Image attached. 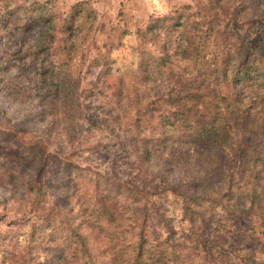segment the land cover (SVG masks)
<instances>
[{"label": "clouds", "instance_id": "obj_1", "mask_svg": "<svg viewBox=\"0 0 264 264\" xmlns=\"http://www.w3.org/2000/svg\"><path fill=\"white\" fill-rule=\"evenodd\" d=\"M247 3L255 10L257 18L264 17V0H247ZM211 8L212 0H0V16L12 13L5 17L7 27L0 22V128L18 133L16 138L26 149L19 151L15 160L0 156V264H124L128 248L135 246L132 227L135 218L126 210L131 202L121 198L104 210L97 209L87 183L92 173L84 164L92 153L81 151L76 157L69 156L65 135L68 123L79 130V142L99 152H104L106 146L112 152H122L121 144L125 147L142 145L143 150L139 152L128 148L121 171L131 170L128 165L137 164V157H142L139 175L146 185L161 184L170 191L194 197L209 186L215 189L209 193L212 196L226 190L222 178L227 169L217 170L215 157L220 155L228 161L230 152L220 149L208 152V142L194 145L178 126L154 128L141 121L139 130L131 129L135 111L129 105L133 87L143 93L160 84L159 65L166 54L179 63L178 47L190 48L196 41L201 44V55L208 58L203 62L211 61L215 50L197 41L193 32L197 26L206 31L203 25L208 23ZM69 16L75 33L71 37L65 24ZM101 24L115 28V33L109 32V35L113 41L123 44L119 53L113 50L111 60L115 63L109 65L112 79L122 78L127 85L119 100L107 88L105 97L85 100L80 94L82 84L76 79L79 75L80 81H84L80 52L88 48L85 40L90 43L93 36H99L97 28ZM175 24H183V27L174 28ZM149 26L151 31H148ZM125 28L129 34L121 36ZM104 39L100 37L98 42ZM184 63L190 65L191 61ZM101 70L97 68L94 72ZM141 77L143 86L138 83ZM231 79L229 71V85ZM222 81L221 77L209 83L222 94L226 91ZM237 88L242 103L234 106L236 111H250L255 116L260 100L264 99V87L249 83ZM108 110H112L111 117L106 115ZM66 113L71 116L70 121ZM117 115L119 124L113 123ZM83 117L97 120V128L89 130ZM53 119L57 128L51 126ZM196 121L197 114L193 110L188 122L195 127ZM45 144L50 147L41 154V146ZM113 144L117 147L112 148ZM195 147L208 155H197ZM58 151H63L73 163L66 169H57L61 175L52 181L59 189L56 196L30 191L29 188L35 186L40 162L51 160ZM75 165L80 166L78 172ZM101 191H104L103 185ZM232 192L240 199L242 218L264 208V181L257 188L255 202L247 199L250 190L246 187L240 186L239 190L234 187ZM54 199L59 207L54 206ZM85 210L96 217V223L87 228L82 225ZM106 214H115L116 223L127 230L115 232L111 247L103 243L105 235L114 227L105 221ZM252 220L256 222L254 215ZM50 237L56 245L66 249L63 258L53 260L55 253L46 250L55 247ZM165 240L161 235L162 248H167ZM244 240L259 247L248 237ZM153 248L152 241H148L145 255ZM114 253L118 254L116 260ZM177 255V264H213L215 260L210 252L206 255L203 250L194 248ZM163 264H171L168 256L163 257ZM223 264H233L228 253L224 255Z\"/></svg>", "mask_w": 264, "mask_h": 264}, {"label": "trees", "instance_id": "obj_2", "mask_svg": "<svg viewBox=\"0 0 264 264\" xmlns=\"http://www.w3.org/2000/svg\"><path fill=\"white\" fill-rule=\"evenodd\" d=\"M71 19L69 16L65 22L69 37L75 34L69 23ZM173 27L182 28L183 24H175ZM203 28L206 31L197 26L193 28V32L197 41L215 50L211 61L203 62L208 58L201 55V44L196 41L191 43L190 48L178 47L176 57L179 63L166 54L159 65V74L161 80L162 75H166L168 90L158 93L155 99L144 102L138 98L139 90L134 88L138 100L132 103L129 101L135 111L132 129L139 130L141 121L154 128H163L165 125L178 126L194 145L208 142V152H216L217 149L230 152L228 161L220 155L215 157V168L227 169L222 178L226 190L222 194L212 196L209 193L215 189L209 186L203 189L200 196L194 197L175 190L170 191L161 187V184L146 185L140 180L139 167L142 157L139 156L137 164L128 165L131 170L121 171L120 168L105 173L90 172L92 176L87 183L95 197L97 209L104 210L112 201L121 198L131 202L126 210L135 218L132 227L136 243L128 248L124 264H163L164 256L170 258L171 264H177V253L188 252L190 248L203 250L206 255L210 252L215 257L213 264H221L225 253L234 251L232 247H228L232 240L236 246H241L237 247L239 250L249 247L244 237L257 242L259 247L254 248H259V251L264 253V208L242 218L239 212L240 199L232 192L234 187L238 190L240 186L246 187L250 190L247 199L255 202L258 199L257 188L261 187L264 181V99L260 100L255 116L250 111L238 112L234 107L242 103L238 85L251 83L264 87V17L257 18L255 10L248 6L247 0L244 6L238 7L233 6L231 0H227V3L225 0H212L208 23L203 25ZM148 31H151V26ZM35 55L38 57L39 53ZM185 61H191V64H185ZM229 71L232 74L231 85L228 83ZM221 77L226 89L222 94L209 83L210 80L218 81ZM141 81L144 82L142 77ZM216 87L219 88V83ZM125 90L124 84L119 82L114 87V96L119 100ZM116 106L118 107L119 103ZM193 110L197 114L195 127L188 122ZM0 130V134L6 136L5 138L18 136L12 129ZM18 144V150H9L4 156L15 160L19 151L26 150L24 145ZM48 148L49 145H42L41 154L47 152ZM126 148H131L133 152L143 150L142 145L133 147L129 144ZM193 150L197 155H208V152H200L198 147ZM49 164L48 159L40 162L35 186L29 190L55 197L59 189L52 183L53 179L51 193L47 191ZM68 165V161L60 163L53 169L54 176L51 178L59 177L61 172L57 169H66ZM52 168L51 166V170ZM75 169L78 172L80 168ZM101 185L104 186V191H101ZM164 193H171L181 199L183 216L190 225L188 231L182 235H177L165 212L160 210L154 199ZM53 204L59 207L55 199ZM154 215L157 223L167 229L166 234L155 230L156 234L149 232ZM253 215L256 222L252 220ZM105 221L114 226L103 241L107 247H111L112 236L121 231L123 225L116 223L115 214H106ZM95 223L96 217L85 210L82 225L87 228ZM161 235L166 237L164 243L167 248L160 245ZM148 241H152L154 248L145 255V244ZM51 243L55 245L50 249L51 253H55L52 259L63 258L66 249L56 245L52 238ZM117 257L118 254L114 253V260Z\"/></svg>", "mask_w": 264, "mask_h": 264}, {"label": "rangeland", "instance_id": "obj_3", "mask_svg": "<svg viewBox=\"0 0 264 264\" xmlns=\"http://www.w3.org/2000/svg\"><path fill=\"white\" fill-rule=\"evenodd\" d=\"M245 1L246 0H231V3L233 6L238 7L240 5L244 6ZM11 15L12 13H5L4 16H0V22H2L5 27H7L8 25V20L5 17ZM119 15H123V13H120ZM97 31L99 32V36H93L90 43L85 40V43L88 44V48L87 50L80 52V70L82 71L84 81H80L79 75L76 79L79 83L82 84V90L80 94L85 100L93 99L96 97H105V88L111 91L114 96V87L119 82H122L124 84L125 89L127 88V85L122 78H117L115 80L112 79V71L109 67L110 64L115 63V61L111 60L112 52L114 49L118 53L120 52V49L123 48L122 41L112 40L109 32L115 33V28L109 29L108 25L101 24L100 26H98ZM127 34H129L127 28H125L120 33L121 36ZM100 37H105L103 42H98L100 40ZM73 51H75V49H73ZM93 53H95V55H93ZM142 59L143 57H141V61ZM97 68H102V70L99 72H94V69ZM88 77H94V79L89 80ZM162 77L163 79L161 80L160 84L154 86L151 90H147L143 93L139 91L138 98L144 102H149L155 99L158 93L161 94L166 92L168 90L166 89V75L163 74ZM138 83L143 86L144 82H142L140 78ZM134 88L136 87L132 88V99L130 100L131 103L138 100L136 99V90H134ZM118 107H120V105ZM65 115L67 117V121H70L71 116H69L67 113ZM106 115L111 117L112 110L106 111ZM83 119H85L87 124L90 126L89 130L97 128V120H94L91 117H83ZM113 123H120L119 115H117L113 119ZM132 125L133 120L131 121V129ZM51 126L54 128L58 127L55 119H53V123ZM0 129L3 130L6 128ZM65 135L68 139V148L70 149L69 156L76 157L80 154L81 151L92 153L91 157L85 158L84 160V164L89 172L96 174L98 172L105 173L108 171H112L113 169H116L117 171L121 168V165L123 163H126V161L124 160V155L127 154L128 149L123 144L119 145V147L123 150L122 152H112L108 149L107 146L105 147L104 152H99L93 146H89L79 142L78 137L80 135V132L71 123L67 124V127L65 128ZM5 137L6 136L0 134V156H4L9 150L16 151L19 148L18 143L20 142L17 140V138L10 137L8 139ZM111 147L116 148L117 145L113 144L111 145ZM64 161H68L69 164L73 163L72 160H69L68 157H65L63 155V151H58L56 154L51 156V160H49V172L47 174L49 180V187H47V191H49L48 193H51V179H53L51 177L54 176L53 169H56V167H58L60 163H63ZM51 166L53 167L52 170ZM75 167L80 168L79 165H75ZM154 199L157 201L160 210L165 212L170 221V224L173 226L177 235H182L188 231L190 225L189 221L183 216L182 203L180 198L174 196L171 193H164L163 195L157 196ZM154 230L163 234L167 233V229L161 226V224L159 225L157 223L155 215L151 220L149 232L156 234ZM34 238L35 231L33 232V239ZM49 239L51 242V237ZM248 246L249 247H245L243 250H239V248L237 247L241 246H236L233 240L230 242L228 247H232L234 249L233 252L229 253V255L233 258V264H264V259H260L261 257H264V253L260 252L259 248H254V246L250 243L248 244ZM46 250L50 251V249ZM221 264H223V262H221Z\"/></svg>", "mask_w": 264, "mask_h": 264}]
</instances>
